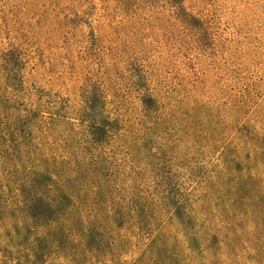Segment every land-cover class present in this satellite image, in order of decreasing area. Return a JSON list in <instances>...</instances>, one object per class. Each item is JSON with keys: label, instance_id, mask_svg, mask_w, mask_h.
Here are the masks:
<instances>
[{"label": "rangeland", "instance_id": "374dc122", "mask_svg": "<svg viewBox=\"0 0 264 264\" xmlns=\"http://www.w3.org/2000/svg\"><path fill=\"white\" fill-rule=\"evenodd\" d=\"M0 264H264V0H0Z\"/></svg>", "mask_w": 264, "mask_h": 264}]
</instances>
